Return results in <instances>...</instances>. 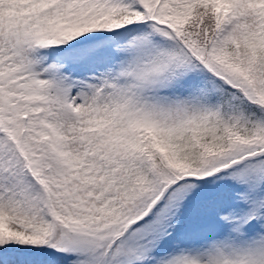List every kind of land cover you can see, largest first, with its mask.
<instances>
[{
    "label": "snow or ice",
    "instance_id": "6c2138e0",
    "mask_svg": "<svg viewBox=\"0 0 264 264\" xmlns=\"http://www.w3.org/2000/svg\"><path fill=\"white\" fill-rule=\"evenodd\" d=\"M0 264H264V0H0Z\"/></svg>",
    "mask_w": 264,
    "mask_h": 264
}]
</instances>
